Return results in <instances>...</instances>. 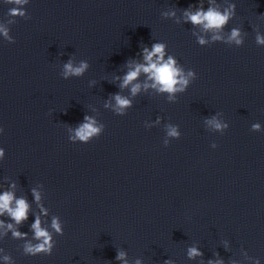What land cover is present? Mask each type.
<instances>
[{
  "label": "water",
  "instance_id": "95a60500",
  "mask_svg": "<svg viewBox=\"0 0 264 264\" xmlns=\"http://www.w3.org/2000/svg\"><path fill=\"white\" fill-rule=\"evenodd\" d=\"M201 6L233 15L221 31L185 22ZM0 27L15 40L0 32V195L28 204L19 224L0 215V264H264V0H0ZM155 42L197 78L174 94L145 73L137 94L120 88ZM70 60L89 67L65 78ZM85 116L103 125L86 144L71 139ZM37 217L51 255L25 252Z\"/></svg>",
  "mask_w": 264,
  "mask_h": 264
},
{
  "label": "clouds",
  "instance_id": "9594fccd",
  "mask_svg": "<svg viewBox=\"0 0 264 264\" xmlns=\"http://www.w3.org/2000/svg\"><path fill=\"white\" fill-rule=\"evenodd\" d=\"M8 3H14L17 5H21L27 3L28 0H6ZM234 8V6H233ZM12 15H20L24 16V11L19 8H13L10 10ZM175 15V13H172ZM233 15V11L229 9H225L223 13L216 10L213 7H209V9L205 12L202 8H198L195 12H189L185 10V17L187 18L185 22H191L193 25H202L205 30H216L221 31L223 27L227 24L229 18ZM0 32L4 34V36L11 40L8 37L7 30L3 27H0ZM239 30L232 29L231 35L228 37L229 42L235 41L237 45L241 44V40L239 39ZM222 37L220 35L214 34L212 36L213 41H219ZM12 43H15V40H11ZM258 43H264V39H261L257 36ZM199 45L203 46L208 43L203 37H198ZM167 45L164 42H155L151 45V48L145 46L142 48V58L144 63H135L134 61H129L128 68L129 70L123 76L122 83H120V88H125L128 85L132 84L134 80L141 73H145L148 76V79L153 81L151 87L157 88L160 92H167L169 94H174L176 92H183L187 89L189 84L194 81L197 76L196 72L192 69L187 71V74H184L182 68L177 66V61L173 58L172 55H168L167 59H165V49ZM155 58V59H154ZM89 67L86 62H81L79 66H74L71 60L64 65V77H68L69 75L73 76H81L85 70ZM116 79H120V77H116ZM158 86V87H157ZM149 87L148 83L144 84V88L147 89ZM141 89V85L139 83L132 84L131 92L133 95L137 94ZM116 101L115 112L120 116L125 115V109L131 106V101L127 98L122 97L119 94L114 96ZM169 99H174V95H169ZM106 107L108 105H105ZM86 123L82 124L77 130L75 137L71 138L75 140L79 138L81 142L89 143L90 138L99 137L101 135L103 125L100 127H95L96 121L93 120L89 116L84 117ZM211 125H213L216 129L227 128V124H221L215 119L209 121ZM253 128L258 129L259 125H253ZM168 135L171 137L179 138V133L175 127H169ZM167 144V141L165 142ZM213 147H217L213 145ZM4 156V149L0 148V158ZM33 194L37 201H39V194L33 190ZM13 194L10 192H5L0 195V215H2L5 211L9 213L11 218L15 220L17 224L21 223L25 219H27L28 212V204L24 199H17L15 201V207H11L13 201ZM0 226H2V222H0ZM52 227L55 231L61 235H63V230L61 224L58 221V218H53ZM8 228L12 229L13 225L8 224ZM32 228L35 232V238L40 240V243L36 245H32L31 243L26 244L25 252L31 255H37L43 253L45 255H51L53 248L55 247L54 242H52L50 234L41 229L40 227V219L37 217L35 222L32 224ZM26 234L20 233L18 231H13L14 237H22ZM200 253L195 249H189V256L199 255ZM124 253L119 252L117 254V259L122 260L124 258ZM7 260L8 257H5ZM139 264V262H137ZM209 264H212L210 261Z\"/></svg>",
  "mask_w": 264,
  "mask_h": 264
}]
</instances>
